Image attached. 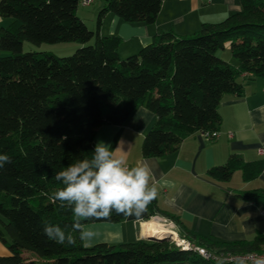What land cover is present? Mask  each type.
<instances>
[{
  "label": "trees",
  "instance_id": "trees-1",
  "mask_svg": "<svg viewBox=\"0 0 264 264\" xmlns=\"http://www.w3.org/2000/svg\"><path fill=\"white\" fill-rule=\"evenodd\" d=\"M241 11L220 22H205L192 34L164 32L124 58L119 35H102L107 13L129 23L154 24L164 0H107L97 30L78 15L81 0H0V153L11 163L0 169V241L10 250L0 264H155L189 259L224 264L168 240L140 239L85 247L58 245L43 234V220L70 226L73 216L48 197L62 187L56 173L91 158L98 129L123 125L139 106L155 113L142 154L157 158L176 152L198 132L219 131L224 95H242L243 75L264 78V0H239ZM76 42L74 55L24 52V42ZM219 51L226 55L218 56ZM227 55L237 60L232 64ZM245 182L264 172V158L247 161L230 154L208 173L230 181L236 171ZM242 196L264 210V188ZM148 217L159 211L151 202ZM162 213L176 224L178 216ZM127 216L113 213L118 223ZM77 236V233H73ZM191 243L233 254L264 251V234L252 240L222 241L179 232ZM28 253L29 255L25 256Z\"/></svg>",
  "mask_w": 264,
  "mask_h": 264
},
{
  "label": "crops",
  "instance_id": "crops-1",
  "mask_svg": "<svg viewBox=\"0 0 264 264\" xmlns=\"http://www.w3.org/2000/svg\"><path fill=\"white\" fill-rule=\"evenodd\" d=\"M106 2L94 0L91 5L83 6L85 9L78 8V15L84 22L94 23ZM241 9L239 0H164L154 24L129 23L107 13L100 32L102 35H119L122 38L120 52L125 57L137 53L164 32L192 34L203 23L223 21ZM0 20L5 23L1 17ZM226 58L237 64L232 56ZM240 81L244 85L243 94H226L221 100V136L217 140L210 141L203 132H198L186 138L176 152L146 158L142 154L143 140L156 121L155 113L146 106H139L123 125H104L98 129L95 146L102 141L119 155L117 147L123 141L120 149H127L129 165L147 161L152 166L155 178L160 181L158 196L152 201L159 211L147 218L148 206L139 220L127 216L118 223L86 224L99 233L87 247L101 242L122 244L145 239L149 236L145 233L149 225L168 227L173 222L162 211L178 216L180 224L173 222L178 233L229 242L252 240L264 234L262 207L242 196L243 191L264 188V172L249 182L243 180L239 170L230 181L214 179L208 173L210 168L225 164L233 153L243 155L247 161L264 158L258 154V148L264 144V78L243 75ZM230 132L234 134L231 138ZM9 254L8 247L0 241V256ZM155 264L194 263L185 259Z\"/></svg>",
  "mask_w": 264,
  "mask_h": 264
},
{
  "label": "clouds",
  "instance_id": "clouds-1",
  "mask_svg": "<svg viewBox=\"0 0 264 264\" xmlns=\"http://www.w3.org/2000/svg\"><path fill=\"white\" fill-rule=\"evenodd\" d=\"M117 155L111 146L100 141L91 158L85 157L56 173V181L62 185L48 198L61 209L70 210L73 220L70 226L61 227L43 220V234L58 245L76 246L77 239L83 246H90L99 233L86 227L89 220H107L116 215L143 218L148 205L157 198L159 184L147 161L129 165L127 149ZM11 163V157L0 153V169ZM73 233H77L74 236ZM235 264H247L237 258ZM253 264H264V257H257Z\"/></svg>",
  "mask_w": 264,
  "mask_h": 264
},
{
  "label": "built area",
  "instance_id": "built-area-1",
  "mask_svg": "<svg viewBox=\"0 0 264 264\" xmlns=\"http://www.w3.org/2000/svg\"><path fill=\"white\" fill-rule=\"evenodd\" d=\"M94 2V0H81V4L83 6H89ZM206 136V138L210 141H214L220 138L221 133L219 131H214V132H203ZM233 133L230 132L228 133V136L231 138L233 137ZM258 154L261 156H264V144H262L258 148ZM263 215H264V210H263ZM169 227L173 230L176 231V226L173 222H170ZM177 232V231H176ZM178 233V232H177ZM178 236L180 239L178 240H173V242L181 248L183 251H195L197 252L200 256H202L205 259L208 260H214L218 261L224 264H235V261L237 258H244L247 261V264H253V261L257 257H264V251L261 252H248V253H240V254H233V253H227V252H218V251H213L209 250L205 247L195 245L191 243L189 240L186 238H183L179 235Z\"/></svg>",
  "mask_w": 264,
  "mask_h": 264
},
{
  "label": "rangeland",
  "instance_id": "rangeland-1",
  "mask_svg": "<svg viewBox=\"0 0 264 264\" xmlns=\"http://www.w3.org/2000/svg\"><path fill=\"white\" fill-rule=\"evenodd\" d=\"M79 9H85L83 8V5L80 4L79 5ZM98 17H96L94 23L90 22V21H85V24L91 29V30H97L98 27ZM3 21V19H2ZM1 20H0V28H1ZM86 45L84 44H80V43H76V42H60V43H41V44H35L32 42H24L23 45V50L24 52H50L53 53L59 57H68V56H72L75 54V52L84 47ZM121 53V52H120ZM4 54L2 53V51L0 50V57L3 56ZM224 56L226 55L224 53V51H219L218 52V56ZM123 56V55H122ZM124 57V56H123ZM124 58H127V56H125ZM240 175L241 171H239ZM241 179V178H240ZM242 181V180H241ZM170 242H173V240L171 238L167 239Z\"/></svg>",
  "mask_w": 264,
  "mask_h": 264
},
{
  "label": "bare ground",
  "instance_id": "bare-ground-1",
  "mask_svg": "<svg viewBox=\"0 0 264 264\" xmlns=\"http://www.w3.org/2000/svg\"><path fill=\"white\" fill-rule=\"evenodd\" d=\"M145 233L147 235H153L156 237H169L174 240L180 239L178 236V233L171 229L169 226L168 227H163V226H158V225H149V227L145 230Z\"/></svg>",
  "mask_w": 264,
  "mask_h": 264
},
{
  "label": "water",
  "instance_id": "water-1",
  "mask_svg": "<svg viewBox=\"0 0 264 264\" xmlns=\"http://www.w3.org/2000/svg\"><path fill=\"white\" fill-rule=\"evenodd\" d=\"M145 239H149V240H167V239H169V237H156V236H153V235H149V236H146Z\"/></svg>",
  "mask_w": 264,
  "mask_h": 264
}]
</instances>
